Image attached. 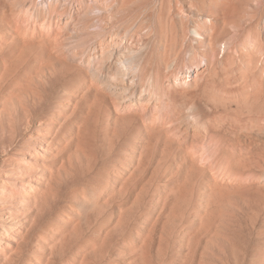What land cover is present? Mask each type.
<instances>
[{
  "label": "rangeland",
  "instance_id": "obj_1",
  "mask_svg": "<svg viewBox=\"0 0 264 264\" xmlns=\"http://www.w3.org/2000/svg\"><path fill=\"white\" fill-rule=\"evenodd\" d=\"M0 264H264V0H0Z\"/></svg>",
  "mask_w": 264,
  "mask_h": 264
}]
</instances>
